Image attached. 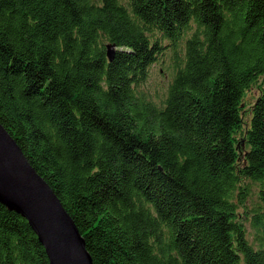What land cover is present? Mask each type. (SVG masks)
Returning <instances> with one entry per match:
<instances>
[{
	"label": "trees",
	"instance_id": "trees-1",
	"mask_svg": "<svg viewBox=\"0 0 264 264\" xmlns=\"http://www.w3.org/2000/svg\"><path fill=\"white\" fill-rule=\"evenodd\" d=\"M167 46L156 104L141 85ZM260 79L264 0H0V123L93 264H264ZM0 264H50L1 203Z\"/></svg>",
	"mask_w": 264,
	"mask_h": 264
},
{
	"label": "water",
	"instance_id": "water-1",
	"mask_svg": "<svg viewBox=\"0 0 264 264\" xmlns=\"http://www.w3.org/2000/svg\"><path fill=\"white\" fill-rule=\"evenodd\" d=\"M107 55L114 59V45ZM0 203L29 223L50 264H93L75 221L1 123Z\"/></svg>",
	"mask_w": 264,
	"mask_h": 264
},
{
	"label": "rangeland",
	"instance_id": "rangeland-1",
	"mask_svg": "<svg viewBox=\"0 0 264 264\" xmlns=\"http://www.w3.org/2000/svg\"><path fill=\"white\" fill-rule=\"evenodd\" d=\"M155 36L158 38L160 37L159 33H155ZM164 43L165 42H163V45L166 46ZM171 54V49L167 46L164 54L160 56L158 61L150 68L146 82L141 85V89L145 92L148 98L156 104H161L163 102L173 80L174 67ZM263 81L264 79H260V83H263ZM259 93L258 87H255L246 95V104L242 113L245 124L250 119L251 107ZM249 186L251 192L246 203V208L249 212H252L260 206V202L257 194L258 186L254 183H249ZM245 225L247 227L249 239L252 242H255L254 230L252 229L250 222L247 221Z\"/></svg>",
	"mask_w": 264,
	"mask_h": 264
}]
</instances>
